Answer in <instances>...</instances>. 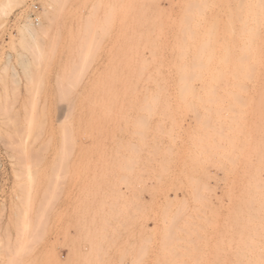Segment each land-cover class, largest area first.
Listing matches in <instances>:
<instances>
[{"label": "rangeland", "instance_id": "1", "mask_svg": "<svg viewBox=\"0 0 264 264\" xmlns=\"http://www.w3.org/2000/svg\"><path fill=\"white\" fill-rule=\"evenodd\" d=\"M123 1L0 0V264H264V0Z\"/></svg>", "mask_w": 264, "mask_h": 264}, {"label": "bare ground", "instance_id": "2", "mask_svg": "<svg viewBox=\"0 0 264 264\" xmlns=\"http://www.w3.org/2000/svg\"><path fill=\"white\" fill-rule=\"evenodd\" d=\"M131 1L132 0H124L123 1V5L121 4V6H123L124 8V14L125 15H128L129 13V11H130V9H129V5H130V3H131ZM148 1V0H147ZM130 2V3H129ZM133 2H135V1H133ZM137 2V1H136ZM139 2V1H138ZM141 2V1H140ZM143 2V1H142ZM154 2V1H153ZM152 2V3H153ZM187 2V1H186ZM204 3H205V1H203ZM121 3V2H120ZM127 3H129V4H127ZM144 3H146V1L144 2ZM148 3H150V0L148 1ZM147 3V4H148ZM151 3V4H152ZM191 4V3H190ZM133 5H136V6H138L137 4H133ZM140 5H142V4H140ZM146 5V4H145ZM150 5V4H149ZM120 7V6H119ZM140 7V6H139ZM149 7V6H148ZM140 8H142V7H140ZM143 8H144V5H143ZM142 8V9H143ZM121 9V8H120ZM134 9H135V7H134ZM145 9V8H144ZM204 10V9H203ZM203 10H202V13H203ZM122 11V9L120 10V12ZM122 11V12H123ZM139 12V11H138ZM148 12V11H147ZM205 12H206V10H205ZM132 13V12H131ZM136 13V12H135ZM142 13V12H141ZM151 13V12H150ZM143 14H144V11H143ZM209 14V13H208ZM120 15V14H119ZM135 15V14H134ZM137 15H139L138 13H137ZM145 15V14H144ZM203 15V14H202ZM133 16V15H132ZM131 16V17H132ZM153 16V15H152ZM210 16V15H209ZM143 17V16H142ZM142 17H140L141 19H142ZM201 17V16H200ZM139 18V19H140ZM147 19V18H146ZM149 19V18H148ZM196 19V18H195ZM204 19V18H203ZM142 20H144V19H142ZM122 21V20H121ZM125 22H126V20H125ZM124 22V23H125ZM130 22V21H129ZM139 22V21H138ZM150 22V21H149ZM123 23V22H122ZM137 23V22H136ZM165 23V22H164ZM147 24H149V23H147ZM147 24H145V25H147ZM134 25H136V24H134ZM138 25H139V23H138ZM121 26V25H120ZM130 26V25H129ZM143 26H144V23H143ZM149 26V25H148ZM148 26H146V27H148ZM162 26V25H161ZM125 27V26H124ZM126 28V27H125ZM136 28V27H135ZM159 28V27H158ZM122 29V28H121ZM141 29V28H140ZM149 30H150V27L148 28ZM123 30V29H122ZM135 30H137V29H135ZM124 32V31H123ZM144 32V31H143ZM147 31H145L144 33H146ZM125 33V32H124ZM123 33V34H124ZM140 33V32H139ZM214 33V32H213ZM129 34V33H128ZM148 34V33H147ZM208 34V33H207ZM140 35V34H139ZM145 36V35H144ZM148 36V35H147ZM142 38V37H141ZM122 39H123V37H122ZM149 39V38H148ZM202 40V39H201ZM206 40V39H205ZM214 40V39H213ZM123 41H125V39L123 40ZM122 41V42H123ZM126 41H127V39H126ZM137 41V40H136ZM146 41V40H145ZM151 41V40H150ZM189 42H190V40H188ZM203 41V40H202ZM207 41L209 42V40L207 39ZM206 41V42H207ZM219 41V40H218ZM147 42V41H146ZM192 42V41H191ZM205 42V44L203 45L202 44V47H203V49H201L202 47H201V45H199V48H193V49H190V46H188V47H186V48H180V47H178L176 50H174V51H176L175 52V54L173 55V57H174V62H173V60H171V62H172V64H171V66H172V72H171V69H170V66H169V68H168V70H169V72L172 74V76L174 75L175 76V78H174V81H175V92H176V94H175V96L177 95V97H184L185 96V94L186 93H190V94H197L198 92H199V90H200V88H199V79L197 78V77H199V73H196V71H187V67H188V65L185 63V60H186V58H188L190 61H192L193 59H195L196 58V55L195 54H193V55H191V54H189V52L188 51H193V52H196V51H200V52H203V50H204V47L206 48V50L208 49V46H205L206 44L208 45V43H206ZM215 42V41H214ZM213 42V43H214ZM223 42V41H222ZM240 42V41H239ZM238 42V43H239ZM128 43V42H127ZM131 43V42H130ZM139 43V42H138ZM148 43V42H147ZM217 43V42H216ZM215 43V44H216ZM233 43V42H232ZM235 43H237V42H235ZM242 42H240V44H241ZM243 43H244V41H243ZM242 43V44H243ZM132 44H133V42H132ZM137 44V43H136ZM151 44V43H150ZM197 44V43H196ZM218 44V43H217ZM216 44V45H217ZM230 44V43H229ZM122 45H124V44H122ZM153 45H154V43H153ZM198 45V44H197ZM210 45V44H209ZM231 45V44H230ZM236 45V44H235ZM125 46V45H124ZM143 46H144V44H143ZM222 46V45H221ZM137 47V46H136ZM139 47V46H138ZM152 49L151 50H153V47H152V44H151V46H150ZM211 47V46H210ZM212 47H214L215 48V46L213 45ZM219 47V46H218ZM123 48H125V47H123ZM133 48H135V47H133ZM145 48V47H144ZM149 48V47H148ZM158 48H159V46H158ZM162 48V47H161ZM191 48H192V46H191ZM226 48H228V47H226ZM232 48V47H231ZM139 49H141V48H139ZM164 49V48H163ZM166 49V48H165ZM173 49H175V48H173ZM201 49V50H200ZM213 49V48H212ZM218 48H216V50H217ZM223 49V48H222ZM234 50H235V48H233ZM232 49V50H233ZM238 49V48H237ZM240 49V48H239ZM125 50V49H124ZM128 50H129V48H128ZM136 50V49H135ZM155 50V49H154ZM157 50V49H156ZM155 50V51H156ZM216 50H214V51H216ZM221 50V49H220ZM228 50V49H227ZM231 50V49H230ZM132 51V50H131ZM210 51V50H209ZM130 52V51H129ZM144 52V51H143ZM149 52V51H148ZM171 52H172V50H171ZM205 52V51H204ZM153 52L152 51H150L149 52V54L151 55V57L153 56V54H152ZM156 53H157V51H156ZM162 53V52H161ZM160 53V54H161ZM168 53V52H167ZM123 54H125V53H123ZM132 54V53H131ZM142 54V53H141ZM159 54V53H158ZM172 54V53H171ZM135 55V54H134ZM149 55V56H150ZM162 56V55H161ZM165 56V55H164ZM168 56V55H167ZM192 56V57H191ZM136 57H138V56H136ZM140 57V56H139ZM156 57H158V56H156ZM121 58V57H120ZM126 58V57H125ZM161 59H162V57H160ZM164 58V57H163ZM166 58V57H165ZM212 58V57H211ZM128 59L130 60V58L128 57ZM128 59H126V61L128 60ZM141 59V58H140ZM153 59V58H152ZM157 59V58H156ZM167 59V58H166ZM172 59V58H171ZM136 60V59H135ZM165 60V59H164ZM209 60V59H208ZM140 61V60H139ZM158 61V60H157ZM170 61V60H169ZM210 61H212V60H210ZM121 62H122V60H121ZM130 61H128V63H129ZM161 62H162V60H161ZM166 62H168L167 60H166ZM136 63V62H135ZM163 63V62H162ZM162 63H161V65L160 66H162ZM139 64V63H138ZM148 64H151V63H149L148 62ZM160 64V63H159ZM159 64H154L155 65V67H153L154 69L153 70H151L152 71V75L153 76H155V75H157L158 74V70H157V68H159V69H161L162 70V68H160V67H156L157 65L159 66ZM164 64H166V63H163V65ZM168 64V63H167ZM166 64V65H167ZM170 64V63H169ZM208 64H210V63H208ZM208 64H203L202 65V68H204V70L205 71H207V68H208ZM131 65V64H130ZM134 65V64H133ZM141 65V64H140ZM143 65V64H142ZM141 65V66H142ZM145 66V65H144ZM211 66V65H210ZM122 67V66H121ZM124 67H126V66H124ZM123 67V68H124ZM168 67V66H167ZM141 68V67H140ZM149 68H150V66H149ZM190 68H191V66H190ZM131 69H132V67H131ZM145 69H147L146 67H145ZM167 69V68H166ZM140 71H143L142 70V68H141V70ZM205 71H202L201 73H200V76L202 75L203 76V73L205 74ZM164 72V71H163ZM167 72V71H166ZM125 73V72H124ZM132 73V72H131ZM143 73V72H142ZM142 73H140V75L142 74ZM146 73V72H145ZM130 74V73H129ZM137 74V73H136ZM187 74H190L191 76H194L195 78H191L190 79V81H191V87L189 86V84H187V79H186V75ZM207 74V73H206ZM134 75H135V73H134ZM145 75V74H144ZM162 75V74H161ZM168 75V74H167ZM170 75V74H169ZM119 76H121V74L119 75ZM158 77L160 76V74H158L157 75ZM123 77V76H122ZM127 77V76H126ZM125 77V78H126ZM133 77H135V76H133ZM162 77V76H161ZM160 77V78H161ZM171 77V76H170ZM147 78V76L145 77V79ZM165 78V77H164ZM163 78V79H164ZM130 79V78H129ZM132 79V78H131ZM137 79V78H136ZM110 80V79H109ZM134 80V79H133ZM152 81V80H159V78H147V80L146 81ZM131 81V80H130ZM140 81H142L141 79H137V80H134L133 82H129L128 84L125 82V80H124V82L126 83V84H124V85H122V89H123V92H120V90H121V86H120V89H119V93H118V95H120L121 96V93H123V96L121 97V98H126V96L128 97V96H131L132 98H134V97H136L135 95H136V92L137 91H139V90H137V87H136V84L138 83V82H140ZM150 81V82H151ZM149 82V83H150ZM118 83H120V82H118ZM147 83V82H146ZM155 83V82H154ZM162 83V82H161ZM153 84V83H152ZM157 85L159 84V83H156ZM169 84V83H168ZM113 85V84H112ZM116 85H118V84H116ZM138 85V84H137ZM141 85H143V84H141ZM151 85V84H150ZM104 86V85H103ZM151 86H153V85H151ZM159 86H161V85H159ZM158 86V87H159ZM107 87V86H106ZM141 86H139V88H140ZM153 87H155L156 88V86H155V84H154V86ZM157 87V88H158ZM170 87V86H169ZM172 87L174 88V86L172 85ZM172 87H170L171 88V90H172ZM145 88V87H144ZM163 88H164V86H163ZM165 90H166V88H164ZM100 90V89H99ZM149 90V89H148ZM170 90V91H171ZM103 91V90H102ZM102 91H100V92H102ZM107 90H105V92H106ZM118 91V90H117ZM122 91V90H121ZM164 91V90H163ZM144 92V91H143ZM148 92V91H147ZM155 92V91H154ZM161 92V91H160ZM166 92V91H165ZM168 92V91H167ZM167 92H166V94H165V97H166V95H167ZM102 93H104V92H102ZM137 93H139V92H137ZM149 93V92H148ZM151 93V92H150ZM106 94H110V89L108 90V92H106ZM105 94V95H106ZM111 94H112V97H111ZM110 95H106V97L108 98V99H110V101L108 100L107 102H110V103H108V107H107V103L105 104V102H104V100L102 101V98H100V97H98L99 98V100H97V98L95 99V100H97V101H95L94 100V102H91V104L93 103L95 106L97 105L99 108V110L98 111H100L101 112V110H103V111H105L106 109H111V107L112 106H116V107H118L117 106V104H119V98L120 97H118V98H116L117 96L116 95H113V93H111ZM142 94V93H141ZM143 94H145V93H143ZM152 94V93H151ZM151 94H149V95H151ZM154 94V93H153ZM156 94V96H157V94L158 93H155ZM162 94V93H161ZM173 94H174V92H173ZM97 95V94H96ZM99 95V94H98ZM103 96H104V94H102ZM145 95H148V94H145ZM169 95V94H168ZM137 96H138V94H137ZM139 96H141V95H139ZM153 96V95H152ZM159 96V95H158ZM105 97V96H104ZM103 97V98H104ZM145 98H147L146 96H144ZM149 97V96H148ZM160 97V96H159ZM164 96H162V98H163ZM89 98V97H88ZM136 98H138V97H136ZM140 98V97H139ZM143 98V97H142ZM153 98V97H152ZM156 98V97H155ZM161 98V97H160ZM90 99V98H89ZM106 99V98H105ZM118 99V100H117ZM91 100H93V99H90V101ZM114 100H116V101H114ZM90 101H89V103H90ZM88 102V101H87ZM97 102V103H96ZM88 103V105H90ZM156 103H158V102H156ZM137 104V103H136ZM139 104V103H138ZM147 106H151V105H154L155 103L154 102H152V103H150L149 102V104H148V102L147 103H145ZM90 106H92V105H90ZM95 106H92V108L93 109H97V107L95 108ZM113 109H115L114 107H112ZM112 109V110H113ZM111 111V110H110ZM88 112V111H87ZM90 112V111H89ZM230 187V186H229ZM251 222V221H250ZM249 222V223H250ZM262 225H264L263 223H262ZM262 225H260V227L262 226ZM245 227V226H244ZM243 227V228H244ZM238 228V227H237ZM245 228H248V227H245ZM256 228H257V226H256ZM263 229H264V227H263ZM263 229H261V230H263ZM253 229H252V227H251V231H252ZM261 230H259V232L261 231ZM235 231V230H234ZM238 232V231H237ZM254 232L256 233L257 232V230L255 231L254 230ZM246 233V232H245ZM254 233V234H255ZM260 233H262L263 234V232L261 231ZM235 235V234H234ZM236 236V235H235ZM234 236V237H235ZM263 236H264V234H263ZM249 237V236H248ZM260 237L262 238V236L260 235ZM237 239H238V237H237ZM247 239V238H246ZM233 240V239H232ZM264 241V240H263ZM252 256V255H251ZM242 258V257H241ZM244 258V257H243ZM239 259V258H238ZM246 259V258H245ZM253 259V258H252ZM258 259V258H257ZM249 260V259H248ZM254 260H255V258H254ZM252 261V260H251ZM256 261V260H255ZM254 261V262H255ZM258 261H260V259L258 260ZM249 262V261H248ZM253 262V261H252ZM246 262H244V264H245ZM239 264V263H238ZM253 264H255V263H253ZM257 264V263H256ZM260 264V263H259ZM262 264H263V261H262Z\"/></svg>", "mask_w": 264, "mask_h": 264}]
</instances>
